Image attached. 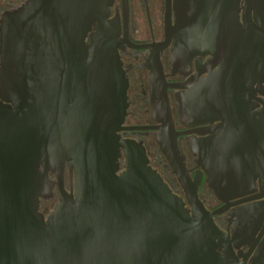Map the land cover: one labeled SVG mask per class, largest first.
I'll return each instance as SVG.
<instances>
[{
    "label": "water",
    "instance_id": "water-1",
    "mask_svg": "<svg viewBox=\"0 0 264 264\" xmlns=\"http://www.w3.org/2000/svg\"><path fill=\"white\" fill-rule=\"evenodd\" d=\"M106 17L107 0H26L1 17L0 264H232L216 251L214 239L226 235L185 169L159 71L160 125L150 128L189 211L148 165L141 142L120 139L119 131L142 127L122 126L127 79ZM247 73L255 71L221 66L222 94L188 111L199 123L221 121L220 133L189 142L217 193L264 178V133L253 129L264 125L239 116L229 91ZM242 123L252 128L241 134L248 139L228 140L227 129ZM55 193L44 217L41 200Z\"/></svg>",
    "mask_w": 264,
    "mask_h": 264
},
{
    "label": "flooded vegetation",
    "instance_id": "flooded-vegetation-1",
    "mask_svg": "<svg viewBox=\"0 0 264 264\" xmlns=\"http://www.w3.org/2000/svg\"><path fill=\"white\" fill-rule=\"evenodd\" d=\"M10 1L0 0V20L4 12L26 2ZM106 19L117 32L116 51L127 79L122 126L142 127L119 131L120 139L141 142L148 165L189 211L186 192L160 151L158 130L150 128L160 125L156 75H161L185 169L191 181L197 178L198 199L213 212L215 226L226 235L224 240L214 239L217 253L232 264H264V178L245 177L248 182L241 188L215 192L189 142L220 133L221 121L199 123V117L188 113L197 99H217L222 94L224 85L217 75L227 64L255 71L233 82L229 91L243 108L239 116L264 125V0H107ZM244 124L228 128V140L248 139L241 134L252 128ZM253 129L264 133V126ZM119 161L120 172L124 158ZM64 188L69 192L67 168ZM56 202L55 193L53 199L41 200L39 211L46 217Z\"/></svg>",
    "mask_w": 264,
    "mask_h": 264
},
{
    "label": "rangeland",
    "instance_id": "rangeland-1",
    "mask_svg": "<svg viewBox=\"0 0 264 264\" xmlns=\"http://www.w3.org/2000/svg\"><path fill=\"white\" fill-rule=\"evenodd\" d=\"M10 2H15V0H11Z\"/></svg>",
    "mask_w": 264,
    "mask_h": 264
}]
</instances>
